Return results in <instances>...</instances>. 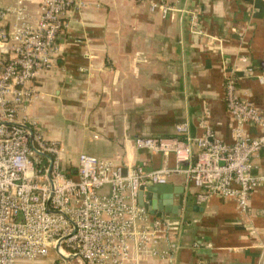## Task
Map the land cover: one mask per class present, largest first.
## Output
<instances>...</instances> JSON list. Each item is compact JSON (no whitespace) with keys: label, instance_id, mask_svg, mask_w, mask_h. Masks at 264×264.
<instances>
[{"label":"crops","instance_id":"crops-1","mask_svg":"<svg viewBox=\"0 0 264 264\" xmlns=\"http://www.w3.org/2000/svg\"><path fill=\"white\" fill-rule=\"evenodd\" d=\"M78 1L82 7L67 15L69 29L58 42V56L40 72L41 96L26 114L47 141L63 148V168L76 174L81 153L100 159L119 153V164L149 171L174 168L173 156L165 162L138 151L135 140L174 136L185 122L192 136L204 135L205 124L232 144L235 122L225 101V70L264 63V0H173L178 9L197 12L202 36L189 31V19L179 11L163 17L137 0ZM0 3L17 6L18 0ZM26 8L36 22L38 2ZM209 39L213 44L207 48ZM239 94L250 96L264 117V85L247 78ZM246 131L252 137L260 133L254 126ZM261 173L264 150L253 161V174ZM168 184L184 190L180 217L155 214L176 231L163 246L170 256L143 258L140 264H264V184L253 193L246 217L234 199L201 202L183 176L172 175ZM178 202L175 196L174 206ZM174 241L177 246L170 249ZM55 262L51 255L37 264Z\"/></svg>","mask_w":264,"mask_h":264},{"label":"built area","instance_id":"built-area-1","mask_svg":"<svg viewBox=\"0 0 264 264\" xmlns=\"http://www.w3.org/2000/svg\"><path fill=\"white\" fill-rule=\"evenodd\" d=\"M137 1L163 17L179 11L189 19L190 32L205 35L195 10L178 9L173 0ZM28 2L39 4L34 23ZM80 7L78 0L0 3V264L34 263L51 255L55 264L166 260L170 251L163 246L176 231L165 217L138 205L141 188L166 185L172 175L183 176L186 185L197 189L201 202L234 199L246 217L253 193L264 184V173L253 174V161L264 150V117L250 96L239 94V84L247 78L264 85V63L225 70V101L235 122L232 144L224 143L205 124L204 135L192 136L185 122L176 126L174 136L135 140L138 151L159 155L165 162L173 156L174 168L149 171L122 165L119 153L110 159L81 153L76 174L63 168V148L47 141L34 120H20L17 112L40 98L36 80L58 56V42L69 29L67 15ZM212 44L209 39L205 47ZM240 61L249 63L245 57ZM247 126L258 128L259 135L250 136ZM176 246L174 241L170 249ZM261 248L264 252V242Z\"/></svg>","mask_w":264,"mask_h":264},{"label":"water","instance_id":"water-1","mask_svg":"<svg viewBox=\"0 0 264 264\" xmlns=\"http://www.w3.org/2000/svg\"><path fill=\"white\" fill-rule=\"evenodd\" d=\"M51 160V157H48ZM178 197V206H174V198ZM188 205L193 207V199L187 198ZM184 203V190L174 188L170 184L152 185L141 188L138 194V205L144 208L149 214L155 215L157 212L164 213L167 216L180 217ZM190 209V208H189ZM197 210V208H194ZM64 260L63 257H60Z\"/></svg>","mask_w":264,"mask_h":264},{"label":"rangeland","instance_id":"rangeland-1","mask_svg":"<svg viewBox=\"0 0 264 264\" xmlns=\"http://www.w3.org/2000/svg\"><path fill=\"white\" fill-rule=\"evenodd\" d=\"M27 110H19L17 112V115L20 117V120H22L23 118H27L29 121L31 120L26 114H27ZM26 264H37V262L34 263H26Z\"/></svg>","mask_w":264,"mask_h":264}]
</instances>
